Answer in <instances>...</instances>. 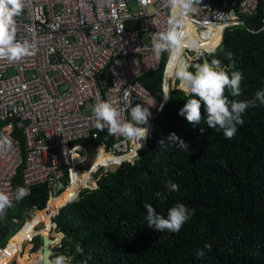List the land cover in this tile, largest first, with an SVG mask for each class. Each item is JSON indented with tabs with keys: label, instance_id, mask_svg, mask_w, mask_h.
I'll use <instances>...</instances> for the list:
<instances>
[{
	"label": "trees",
	"instance_id": "obj_1",
	"mask_svg": "<svg viewBox=\"0 0 264 264\" xmlns=\"http://www.w3.org/2000/svg\"><path fill=\"white\" fill-rule=\"evenodd\" d=\"M261 6L256 14L242 16L245 25L226 27L221 44L206 55L208 60H221L229 72L243 73L241 94L230 99L249 100L264 88V30L256 31L261 26ZM161 74L158 69L141 81L157 92ZM186 99L182 91L170 93L137 161L102 174L96 188L81 190L76 200L56 209L52 221L56 232L61 237L64 234L60 254L67 249L71 264L84 259L76 251L78 247L91 253L88 264H264V106L247 109L243 125L227 139L203 119L194 128L179 115ZM201 113L203 116V105ZM201 127L206 129L203 133ZM173 132L188 144V151L167 145ZM16 136L23 147L22 134L17 131ZM167 182L176 183L178 191H169ZM18 185H23L21 169L13 181L14 189ZM95 186L93 181L91 188ZM50 188L47 184L30 186L31 195L0 219V247L6 243V249L15 252L24 239L46 235L52 211L78 189L73 185L61 190L46 206ZM158 191L162 199L155 197ZM145 203L165 216L176 203H184L194 213L178 233L156 232L147 226ZM33 206L39 209L33 215L35 225L44 221L46 226L36 230L34 225L24 235L15 233ZM206 242L212 245L211 251L205 250V256L198 258L196 250ZM41 244L36 237L33 251ZM29 250L28 244L16 254L18 264L35 263L40 253L29 254ZM11 256L0 255V264L8 263Z\"/></svg>",
	"mask_w": 264,
	"mask_h": 264
},
{
	"label": "built area",
	"instance_id": "obj_2",
	"mask_svg": "<svg viewBox=\"0 0 264 264\" xmlns=\"http://www.w3.org/2000/svg\"><path fill=\"white\" fill-rule=\"evenodd\" d=\"M193 2L194 10L182 14L169 0H24L23 15L16 20V39L34 45L35 54L13 62L0 58V191H14L19 169L23 185L60 187L57 194L80 184L81 176L88 172L87 179L96 186H76L69 203L81 190L96 188L102 174L138 160L178 85L170 74L168 53L156 56L151 47L154 37L168 30L171 19L186 40H191L193 29L202 38L212 35L210 28L222 26L215 49L226 27L245 25L242 16L256 14L261 5V26L256 31L264 30V0ZM213 48L200 47L199 56L184 48V58L189 65L202 63ZM158 69L162 71L160 89L152 92L141 78ZM102 101L125 109L122 121L129 104L149 108V132L140 149L119 135H109L106 128L96 127L92 108ZM17 131L22 134L23 147ZM100 146L105 159L96 165ZM38 210L33 206L20 228ZM55 212L50 216L51 231L56 227L52 221ZM39 225L42 223L34 229ZM63 236L58 240L47 236L52 248L49 264L61 255ZM36 237L42 240L43 235L24 239L15 252L7 250L6 243L1 246V256L13 253L6 264L16 262V254L23 252L25 244L31 251ZM62 255L72 256L67 249ZM34 264H42L41 254Z\"/></svg>",
	"mask_w": 264,
	"mask_h": 264
},
{
	"label": "clouds",
	"instance_id": "obj_3",
	"mask_svg": "<svg viewBox=\"0 0 264 264\" xmlns=\"http://www.w3.org/2000/svg\"><path fill=\"white\" fill-rule=\"evenodd\" d=\"M171 7H179L182 14L194 10L193 0H169ZM200 3V0H195ZM24 11V0H0V58H5L9 62L16 61L26 55L35 54L34 45L28 42H21L16 39V20ZM167 31L154 37L151 47L154 55L160 56L163 52L169 55V68L171 76L178 81L177 89L182 91L188 99L179 109L178 114L183 116L194 128L204 120L205 125L215 131H221L225 138L231 139L236 135L238 126L243 125V114L250 107L264 106V88L258 89L254 97L249 100L230 99L239 97L241 94V82L244 75L240 70L228 71L221 60L213 57L211 60L205 59L202 63L189 65L184 58V48H189L199 56L201 55L199 45L193 40H186L181 31H177L175 19L169 21ZM210 52H215V48ZM231 57V53H227ZM192 70H189V69ZM228 92V95L225 92ZM168 95L165 94V101ZM203 105V116L201 106ZM163 105H161V108ZM125 109H117L111 102L102 101L96 103L93 108V116L96 127L100 130L107 129L109 135H119L127 141H131L136 149H140L142 141L147 139L149 128L147 127L151 112L147 106L136 104L127 107V118L121 120V114ZM206 129L201 127L203 133ZM168 146L176 147L184 151L189 150L188 144L178 137L175 132L167 137ZM10 141L5 144L10 146ZM164 145V140H161ZM18 185L9 194L0 191V219H2L9 209L16 203L31 195L30 187ZM169 191H178V185L174 182H167ZM156 198L162 199V193H154ZM145 220L147 226L156 232L178 233L183 225L188 222L194 213V209L187 207L184 203H176L167 210V215L157 212L151 203H145ZM212 245L205 243L203 248L196 250V256L203 258L205 250L211 251ZM77 252L84 256L80 264H88L92 259L91 253H84V249L78 247ZM53 264H71L65 255L55 257Z\"/></svg>",
	"mask_w": 264,
	"mask_h": 264
},
{
	"label": "bare ground",
	"instance_id": "obj_4",
	"mask_svg": "<svg viewBox=\"0 0 264 264\" xmlns=\"http://www.w3.org/2000/svg\"><path fill=\"white\" fill-rule=\"evenodd\" d=\"M221 30H222V26L210 28L208 31H211L212 35L209 34V35L203 36L201 38L199 36V34L193 29V31L191 33V35H192L191 40L195 41L199 45V47H201V48H206L207 45L215 46L220 39ZM97 151L99 154V158L97 159L96 165H98V163H101L105 159L102 155V147L101 146L98 147ZM96 165L94 167H96ZM80 179H81L80 184L78 183L77 185L89 184V182H90V180L87 179V176H84V175H82ZM86 186H88V185H86ZM91 186H93V183L91 184ZM56 239L58 240V238H56Z\"/></svg>",
	"mask_w": 264,
	"mask_h": 264
},
{
	"label": "rangeland",
	"instance_id": "obj_5",
	"mask_svg": "<svg viewBox=\"0 0 264 264\" xmlns=\"http://www.w3.org/2000/svg\"><path fill=\"white\" fill-rule=\"evenodd\" d=\"M84 176H88V172L87 173H84L83 174ZM93 183V181L92 180H90V183L89 184H84V185H88L89 187H91V184ZM76 186H78V185H76ZM63 188V187H62ZM59 189H60V187H56V186H54L53 188H52V191H53V194L54 195H57V193H58V191H59ZM47 205H48V203H47ZM46 205V206H47ZM45 206V207H46ZM44 207V208H45ZM59 208V207H58ZM58 208H55L53 211H52V213H54L55 211H56V209H58ZM51 213V214H52ZM51 216V215H50ZM35 223H36V219L34 218V216H33V218L31 219H27L26 220V224L24 225V227L23 228H19L15 233H19V232H22V234L24 235V233L26 232V231H29L34 225H35ZM40 223H42V226L41 225H39L37 228L38 229H42V228H44L45 226H46V223L44 222V221H41ZM50 226H51V220H50V217H49V229H50ZM40 235V234H39ZM41 235H43V236H54L55 238H58V239H60V237H61V234L60 233H57L56 232V230H53V231H51V230H49V231H47V234L46 235H44V234H41ZM36 239V238H35ZM34 239V240H35ZM28 244H25V247L27 246ZM33 245H34V241H33ZM37 252V251H36ZM35 251H33V248L31 249V251H29V254H31V253H36ZM20 254V253H19ZM18 254V255H19ZM15 264H18L17 263V261L15 262Z\"/></svg>",
	"mask_w": 264,
	"mask_h": 264
},
{
	"label": "water",
	"instance_id": "obj_6",
	"mask_svg": "<svg viewBox=\"0 0 264 264\" xmlns=\"http://www.w3.org/2000/svg\"><path fill=\"white\" fill-rule=\"evenodd\" d=\"M53 198V191L52 188H50L49 191V198L47 200V203ZM46 203V205H47ZM68 202L64 203L62 206H60L58 209L63 207L65 204ZM39 253L42 255V264H49L51 261V254H52V248H51V240L47 236H43L42 238V247Z\"/></svg>",
	"mask_w": 264,
	"mask_h": 264
},
{
	"label": "crops",
	"instance_id": "obj_7",
	"mask_svg": "<svg viewBox=\"0 0 264 264\" xmlns=\"http://www.w3.org/2000/svg\"><path fill=\"white\" fill-rule=\"evenodd\" d=\"M58 233H60V232H58ZM38 235V234H37ZM56 239V238H55ZM57 240V239H56ZM38 257H36V259H37ZM36 259H35V261H36Z\"/></svg>",
	"mask_w": 264,
	"mask_h": 264
}]
</instances>
